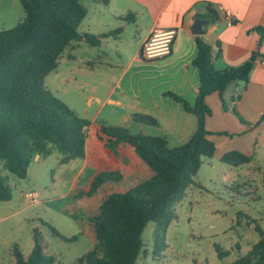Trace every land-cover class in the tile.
<instances>
[{
	"label": "trees",
	"instance_id": "1",
	"mask_svg": "<svg viewBox=\"0 0 264 264\" xmlns=\"http://www.w3.org/2000/svg\"><path fill=\"white\" fill-rule=\"evenodd\" d=\"M25 18L15 27L0 31V164L6 162L22 171L25 155L40 143L37 152L48 157L58 151L60 163L67 165L86 156L88 130L91 122L78 116L67 104L46 87V78L55 71L64 52L74 43L86 42L94 48L101 46L108 35L81 33L87 16L81 0H19ZM109 4V0H96ZM130 15L122 20L131 21ZM209 18L217 21V13L209 9ZM264 36V29H259ZM122 28L113 31L118 37ZM198 53L193 66L199 71V92L196 103L190 106L173 93H167L183 105L186 112L196 116L198 125L192 137L184 144L170 147L166 138L132 133L122 126L97 124L100 138L108 137L131 146L152 170V176L124 191H114L101 202L98 212L90 218L94 232L93 248L74 264H137L143 247L142 235L149 223L155 224L154 254L167 249L166 235L176 217V205L193 186L203 165V159H212L216 152L210 135L232 136L228 132L212 133L206 121L213 111L207 97L219 93L223 110L229 111L224 93L233 82L247 84L251 71L261 54L237 68L218 70L210 59V47L196 37ZM141 58V57H140ZM142 59V58H141ZM233 113L240 118L236 108ZM241 119V118H240ZM242 120V119H241ZM134 121L158 126L150 115L135 114ZM244 121V120H242ZM52 145V147H50ZM252 156L238 151L226 153L221 162L239 167L251 163ZM118 171L97 174L86 190L77 198H92L103 186L120 182ZM101 192V191H100ZM9 190L0 174V200L7 199ZM56 235H60L54 231ZM73 237L71 240H76ZM35 245L28 257L16 245L14 264H57L54 256L45 254L40 235H34ZM219 257L228 252L218 249ZM231 264H264V232L248 253Z\"/></svg>",
	"mask_w": 264,
	"mask_h": 264
},
{
	"label": "rangeland",
	"instance_id": "2",
	"mask_svg": "<svg viewBox=\"0 0 264 264\" xmlns=\"http://www.w3.org/2000/svg\"><path fill=\"white\" fill-rule=\"evenodd\" d=\"M81 3L87 16L80 32L108 37L102 39L98 48L86 42L74 43L73 48L64 52L57 70L46 78L45 85L81 117L88 111L90 118L97 116L96 124L116 126L130 111L126 104L109 105L97 114L101 105L94 102L89 107L86 98L95 87L97 95L103 97L107 93L111 83L102 84L106 82L105 72L117 75L118 67L127 64L131 54L138 53L143 26L111 18L114 5L110 7L96 0ZM24 18L19 0H0V31L15 27ZM118 28H122V33L116 37L113 31ZM108 65L115 70L110 72ZM73 70L79 73L74 75ZM73 75L75 81L71 80ZM37 156L25 155L22 171L4 167L6 162L3 167L0 164V174L9 190L7 199L0 200V264L15 263L16 245L28 257L35 245V233L40 235L45 254L54 256L57 264H74L93 248L90 218L98 212L100 203L112 191L126 188L108 187L92 198H77L80 191L89 188L95 169L87 167L76 177L84 164L82 160L62 165L56 150L48 157L41 155L40 160ZM195 182L176 205V217L166 235L167 249L158 256L154 254L155 224L151 222L143 232L137 264H231L261 239L262 157L239 167L228 166L216 158H204ZM28 193L38 194V202L26 201ZM73 237L77 239L71 240ZM218 249L228 255L219 257Z\"/></svg>",
	"mask_w": 264,
	"mask_h": 264
},
{
	"label": "crops",
	"instance_id": "3",
	"mask_svg": "<svg viewBox=\"0 0 264 264\" xmlns=\"http://www.w3.org/2000/svg\"><path fill=\"white\" fill-rule=\"evenodd\" d=\"M108 5H114L111 18L122 20L130 15L132 19V15L133 20L128 23L143 26L140 50L154 31L176 30L177 36L169 55L146 60L140 58L139 50L130 55L127 64L118 67L117 75L110 76L109 72H105L106 82L102 84L107 86V82L111 83L107 93L103 97L97 95L95 87L86 98L87 103L89 107L94 102L101 105L97 114L102 113L109 105L126 104L130 111L123 116L122 122L118 123L120 125L116 126L126 127L135 134L164 137L170 147L186 143L197 130L196 116L186 112L182 104L167 94L173 93L190 106L195 105L200 83L199 71L193 66L198 53L196 37H201L208 43L211 62L218 70L241 67L253 54L264 56V40L262 46L258 47L261 37H264L259 30L264 29V0H109ZM220 8L233 14L234 26L228 27L219 19L212 21L209 18V9L219 16ZM198 18L209 21L204 27L207 31L205 35L196 36L191 32ZM263 61L264 58L258 56L247 84L233 82L228 86L224 98L229 111L223 110L219 93L207 97V104L213 111L206 121L207 130L232 134L209 136L216 146L213 158L219 161L230 151L252 156V162L257 157L264 159ZM108 66L110 72L115 70L114 66ZM73 73L76 75L79 72L73 70ZM74 75L71 80L75 81ZM234 108L244 121L233 113ZM72 110L80 116L77 110ZM135 114L152 117L153 114H158L154 118L159 125L137 123L134 121ZM84 115L82 118L90 121L91 126L88 130L86 156L80 159L84 164L76 177L87 167L95 169L91 181L100 172L118 171L123 179L118 183H108L100 191L108 187L124 186L126 188L119 191L124 192L152 176L153 172L131 146L108 137L100 138L96 126L97 116L90 118L88 111ZM30 142L33 148L29 152L34 157L38 155L37 160H40L41 155L37 152L40 142ZM75 161L67 165H72ZM9 167L14 166L9 164Z\"/></svg>",
	"mask_w": 264,
	"mask_h": 264
},
{
	"label": "built area",
	"instance_id": "4",
	"mask_svg": "<svg viewBox=\"0 0 264 264\" xmlns=\"http://www.w3.org/2000/svg\"><path fill=\"white\" fill-rule=\"evenodd\" d=\"M219 12L218 19L220 21L225 23L228 27L234 26L235 17L229 10L220 8ZM176 36V30L154 31L140 50V57L142 59L151 60L169 55L172 51V45ZM25 200L29 203H37L38 194L28 193L25 195Z\"/></svg>",
	"mask_w": 264,
	"mask_h": 264
},
{
	"label": "water",
	"instance_id": "5",
	"mask_svg": "<svg viewBox=\"0 0 264 264\" xmlns=\"http://www.w3.org/2000/svg\"><path fill=\"white\" fill-rule=\"evenodd\" d=\"M208 24H209V21L208 20H204V19L198 18L195 21V23L192 26V28H191L192 34L193 35H196V36L205 35L207 33V31L204 30V27L206 25H208ZM263 40H264V37H261V39L259 41V44H258V47H261L262 46ZM257 51H259V49Z\"/></svg>",
	"mask_w": 264,
	"mask_h": 264
}]
</instances>
